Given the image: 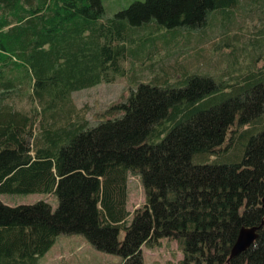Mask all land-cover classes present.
Returning a JSON list of instances; mask_svg holds the SVG:
<instances>
[{"label": "trees", "instance_id": "trees-1", "mask_svg": "<svg viewBox=\"0 0 264 264\" xmlns=\"http://www.w3.org/2000/svg\"><path fill=\"white\" fill-rule=\"evenodd\" d=\"M240 1L137 0L106 18L103 0H0V194L59 199L55 209L0 202V264H38L61 234H82L121 264H145L143 246L163 238L179 242L181 264H264V130L246 137L264 117V78L241 83L264 62L220 80L187 70L162 84L134 76L136 89L96 124L73 115L74 92L126 74L122 61L148 42L140 29H205ZM250 43L260 52L248 65L264 60V36ZM15 95L35 108L15 109ZM237 135L243 158L213 161ZM130 173L146 195L134 212ZM256 225L254 243L231 257L241 228Z\"/></svg>", "mask_w": 264, "mask_h": 264}, {"label": "rangeland", "instance_id": "rangeland-1", "mask_svg": "<svg viewBox=\"0 0 264 264\" xmlns=\"http://www.w3.org/2000/svg\"><path fill=\"white\" fill-rule=\"evenodd\" d=\"M134 1L137 0H103L106 18L114 17L118 11ZM232 10L229 19L215 14L205 29H194L192 32L182 29L175 34L164 35L159 29H154L151 33L148 29H140L137 37L148 42L136 56L129 55L122 61L126 69L124 76H119L114 82L101 83L73 93L74 118L89 121L91 125L96 124L100 112L113 103L123 101L129 95V89H136L137 81L131 79L134 76L140 81L162 84L164 79L169 82L179 78V81L182 80L180 76L187 70L210 74L220 80L229 77L224 73L227 69H231L233 74H238L244 72L247 67L252 70L256 69L255 65L261 67L264 62L261 57L256 64L248 63L260 52L250 46V42L258 36H264V4L257 5L252 0H241ZM150 37L154 40H150ZM246 45L247 48H244ZM260 47L263 46H257ZM263 78L264 73H255L241 83H251L252 86L261 82ZM228 82L235 83L236 78ZM220 99V97L216 99L215 103H219ZM9 103L19 111L30 112L35 108V104L27 95H15ZM39 119L40 117L37 119L36 131L39 130ZM263 130L264 117L251 127L246 137L248 139ZM246 142L247 140L237 135L233 145L213 161L216 163L240 161L244 156L243 145ZM128 188L127 208L134 212L146 202L141 176L130 173ZM39 200L49 201L54 209L59 205V199L55 194H0V202L13 206L32 204ZM131 218L132 215L129 220ZM123 235L124 231L121 236ZM143 254L145 264H181L184 258L179 242L168 238H163L161 244L156 247L144 245ZM122 261L123 258L119 255L98 250L82 234H61L52 248L42 256L40 264H121Z\"/></svg>", "mask_w": 264, "mask_h": 264}, {"label": "water", "instance_id": "water-1", "mask_svg": "<svg viewBox=\"0 0 264 264\" xmlns=\"http://www.w3.org/2000/svg\"><path fill=\"white\" fill-rule=\"evenodd\" d=\"M264 207V195L262 197ZM260 226H243L239 232L236 242L231 249V257L239 255L247 250L257 239Z\"/></svg>", "mask_w": 264, "mask_h": 264}, {"label": "crops", "instance_id": "crops-1", "mask_svg": "<svg viewBox=\"0 0 264 264\" xmlns=\"http://www.w3.org/2000/svg\"><path fill=\"white\" fill-rule=\"evenodd\" d=\"M42 258V257H41ZM41 258L38 259V264H40Z\"/></svg>", "mask_w": 264, "mask_h": 264}]
</instances>
